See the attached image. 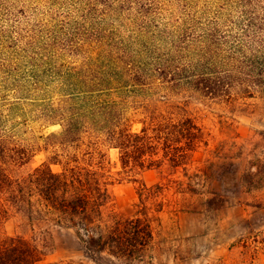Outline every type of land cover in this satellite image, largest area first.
<instances>
[{"label": "trees", "instance_id": "trees-1", "mask_svg": "<svg viewBox=\"0 0 264 264\" xmlns=\"http://www.w3.org/2000/svg\"><path fill=\"white\" fill-rule=\"evenodd\" d=\"M54 2L0 0V45L19 42L25 52L34 48L33 37H23L19 24L31 26L23 19L29 13L52 22L58 12L75 18L41 47L47 77L10 83L0 56V222L12 210L38 215L74 234L88 254L133 258L154 239L149 205L142 195L134 217L106 219L114 179L104 148L120 151V183L147 170L188 166L204 142L196 120L164 116L167 105L138 132L129 100L177 87L214 100L232 99L237 90L264 95V0H70L74 16ZM66 56L72 61L61 65ZM25 103L33 121L62 130L46 137L58 148L53 160L15 177L10 170L34 154L7 129L4 110ZM43 255L31 239L0 233V264H40Z\"/></svg>", "mask_w": 264, "mask_h": 264}, {"label": "rangeland", "instance_id": "rangeland-1", "mask_svg": "<svg viewBox=\"0 0 264 264\" xmlns=\"http://www.w3.org/2000/svg\"><path fill=\"white\" fill-rule=\"evenodd\" d=\"M69 2L55 0L54 8L74 16ZM54 17L56 22L30 13L23 18L32 26L19 24L23 37H33L34 48L27 52L18 47L19 42L2 41L0 56L9 65L6 78L10 83L28 81L34 73L47 77L42 73L47 66L40 60L45 56L39 57L41 47L75 20L59 12ZM71 61L66 56L59 63L66 66ZM147 95L129 100L128 116L135 131H141L143 121L150 122L148 116L156 117V109L170 105L164 116L194 118L203 128L204 142L186 167L147 170L136 180L121 183L117 181L122 170L120 151L104 148L114 179L106 219L134 217L142 195L149 205L154 239L142 255L88 254L74 234L38 215L16 210L0 222V233L31 239L44 253L40 264H264V95L250 97L237 90L232 99L214 100L187 87ZM31 110L29 103L4 110L7 129L20 133L22 144L34 154L28 165L10 170L15 177H27L53 160L58 150L47 146L53 142L46 137L61 132L62 127L33 121ZM53 169L59 172L62 166L54 164Z\"/></svg>", "mask_w": 264, "mask_h": 264}]
</instances>
